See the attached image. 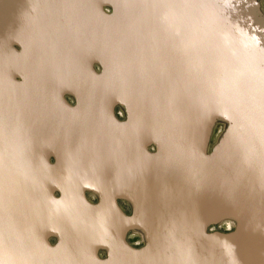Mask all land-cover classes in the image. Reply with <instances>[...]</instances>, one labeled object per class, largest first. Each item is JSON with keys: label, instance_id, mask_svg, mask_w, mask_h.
<instances>
[{"label": "water", "instance_id": "1", "mask_svg": "<svg viewBox=\"0 0 264 264\" xmlns=\"http://www.w3.org/2000/svg\"><path fill=\"white\" fill-rule=\"evenodd\" d=\"M19 2L0 0V30L13 32V39L19 33L14 28H4L8 23L4 18L19 9ZM53 3L50 10L58 13L59 20L62 15L68 25L67 36L58 34L53 55L60 72L52 81L63 114L103 111L118 129L127 126L130 118L125 123L115 118L113 108L117 103L127 107L130 117L134 111L141 112L147 106L145 112L154 104H167L168 111L149 112L156 114L152 132H146L149 136L142 143L132 142L147 160L143 174L130 177L135 162L123 153L106 155L102 167L110 170L109 177L118 183L108 195L84 182L82 170L64 172L63 161L53 151L44 153V173H28L29 178L20 175L14 180L11 192L19 205L15 206L19 215L14 216L11 210L0 212V264H264V16L259 9L253 4L245 8L246 0H232L229 4L223 0ZM105 5L113 6V15L104 13ZM70 13L75 17L65 20L63 15ZM94 14L97 40L93 38L94 28H83L84 19ZM5 37L6 41L12 40V35ZM175 41L181 44L172 46ZM159 45L181 52L179 56L187 61L183 66L190 69H183V75L170 71L151 78L154 93L134 97L123 75L124 65L132 61L134 54L137 59L142 50ZM95 62L104 64L102 73L95 72ZM145 70L144 66L141 75ZM137 82L140 84L139 80L134 84ZM201 83L207 84L206 93L200 91ZM67 93L75 94L76 106L65 100ZM220 117L227 119L230 127L219 148L208 154L211 125ZM81 128L80 124L60 125L63 138L56 137L53 143L60 144L62 139L75 144L83 141ZM191 133L196 138V158L202 160L200 168H191L189 157L180 159V177L173 184L165 173L174 167L170 159H165L166 148L171 146L178 156H187L180 146L189 147L186 135ZM153 143L158 149L150 153L148 146ZM51 154L55 157L53 164L49 161ZM222 157L234 158L236 163L243 161L247 164L243 170L251 175L242 173V184L235 187L233 198L217 205L211 199L210 203H201L203 207L191 206L187 212L178 213L193 200L190 182L207 178L202 170ZM46 180L48 183H43ZM149 188L153 192L150 199ZM86 190L99 193L98 205L87 201ZM167 194L171 200L163 206L162 198ZM118 197L133 201L134 216L121 211ZM137 201L157 205L162 202L159 210L151 212L140 211ZM106 209L115 215L113 219L101 215ZM224 216L235 218L239 229L230 235L208 234L207 226ZM138 226H144L148 233V244L142 250L133 249L125 241L126 232ZM53 236L58 238L54 246L49 242ZM102 249L108 252L106 259L98 256Z\"/></svg>", "mask_w": 264, "mask_h": 264}, {"label": "bare ground", "instance_id": "2", "mask_svg": "<svg viewBox=\"0 0 264 264\" xmlns=\"http://www.w3.org/2000/svg\"><path fill=\"white\" fill-rule=\"evenodd\" d=\"M50 3L54 4L52 0H50ZM51 38H47V35L40 38L42 41L40 48L36 45L38 39L33 44L34 47L36 45V48L38 47L39 49L38 56L42 57L35 64V70L31 69L30 64L32 61L29 62L30 64L26 60L20 61L21 64L10 61L8 65L0 64V67H2L1 72L4 75L0 83L3 84L2 87L5 86L4 90L8 93L6 95L0 93L1 102L5 103L3 112L0 115V212L11 210L14 216L18 214L16 210L18 204L12 197L11 185L20 175L27 179L29 178L28 173L36 175L44 173L46 171L44 153L50 151V146L57 149L55 150L57 159L60 158L63 161L64 172H73L77 168L82 170V173L85 174L84 182L98 186L105 195H108L109 191L114 189L116 185L118 186V183L113 182V178L109 177L111 171L102 167L108 153H123L122 156L125 155L128 159H132V162H135L133 165L134 171L130 173L131 175L129 174L130 177L143 174L147 160L143 159V155L139 154L142 151L139 150L138 152V146L133 145L132 142L142 143L144 138L152 132L154 127L153 117L156 114H148L149 112L164 114L168 111V105L163 103L154 104L155 106H151L150 109L143 112L147 108V106H144L141 112L134 111L132 113L127 126L118 129L114 127L110 115L103 111H99L98 114H89L88 112L63 114L57 98V89L55 90L56 87L52 81V78L57 77L60 72L56 60L53 58L57 50L58 38H54L55 40ZM93 38L97 40V34H94ZM179 44L181 42L175 41L171 45ZM167 51L172 52V54L167 53ZM180 54L181 52H178V50L168 49L165 45L154 46L147 51L142 50L138 54L139 58L137 59H135L134 54L132 61L129 60L124 65L126 70L123 72L124 78L127 77L126 79L132 86L134 97H147L154 93L153 85L149 83L151 78H157L158 75L161 77L170 71H175L181 75L185 74L186 72L183 69L189 70L190 66H183V63L187 61L180 57ZM184 55L186 56V53ZM80 60L82 58L78 59V61ZM17 64L19 65L17 66ZM144 66L146 70L141 75ZM16 69H22L29 76L21 85L13 84L12 74ZM193 69L195 73L198 72L196 66ZM137 80L140 81V84L139 82L134 84ZM206 86L207 84L201 83L200 91L206 93L208 89ZM2 87L0 86V89ZM11 92H14V94L11 95ZM144 97H142L143 100H145ZM134 99L137 100L136 98ZM62 124L82 125L80 133L85 135L83 141L75 144L74 142L66 143L65 139H60V144H54L56 137L60 136L63 138L59 131V126ZM146 132L149 133L146 134ZM186 137L190 144L189 147L187 149L184 145L180 147L187 152V156H184L183 153L178 156V152H172L174 148L171 146L166 148L165 159H170L173 162L174 169H169L170 171L165 173H167L166 176L168 178L171 177L173 179V184H176L177 179L180 177L178 175L181 166L179 164L180 159L189 157L190 167H196L197 170L200 168L199 161H202L200 157L196 158V145H193L196 141L194 134L191 133L189 136L186 135ZM179 140L178 143L175 141L178 145H180ZM163 145L165 146L166 144L163 143ZM130 146H133V150ZM209 163L205 170H202V175L207 176V178L190 182L191 194H189L193 197V200L191 198L190 206L187 209L185 207L184 210H179L178 213L187 212L192 207L195 209L203 207L204 204L201 205V203H210L211 199L213 204L217 205L219 202L227 201V198H233L231 194L233 191L236 192L235 187H239L242 184V173L250 174L243 170L247 164L241 160L236 163L234 158L222 157L216 164L215 161ZM148 164L150 165L151 163ZM215 165H217V170ZM43 183H48V180ZM149 189L147 194L150 199L153 192L151 188ZM228 190H230V194ZM103 193H101L102 196H104ZM170 200L171 198L167 194L164 200L162 198L163 202L160 201L158 205L150 204L147 201L141 202L142 200L140 202L137 201V203L141 206L140 209L142 211L149 209L153 212L152 209L154 211L159 210L161 204L168 206ZM177 209L174 208V211ZM101 215L107 219L115 217L108 209L104 210ZM25 253L27 255L24 258L27 260L29 259L28 252ZM45 254L46 252L42 253V258L45 257ZM86 262L88 263V260Z\"/></svg>", "mask_w": 264, "mask_h": 264}, {"label": "rangeland", "instance_id": "3", "mask_svg": "<svg viewBox=\"0 0 264 264\" xmlns=\"http://www.w3.org/2000/svg\"><path fill=\"white\" fill-rule=\"evenodd\" d=\"M229 4L230 1L232 0H223V2ZM246 6L245 8H249L250 6L255 5L261 14L264 16V0H246ZM54 2V0H52ZM19 9L17 11H13L9 13L5 18L4 21H7L4 23V28H14L13 30L16 33H19V36H17V39H13V32L12 33H6V31H1L0 30V64H7L10 62H17L20 63V61L26 60L31 62L30 66L32 70H35V64L42 58L39 55V49L38 47L36 48V45L39 46L40 48V43L42 41L40 38L46 37L51 39H56L58 38V34L62 33L65 36H67V30H68V25L64 22L62 19V15L60 16L59 20V15L56 13V11L50 10L51 7H53L50 3V0H20L19 2ZM54 8V7H53ZM244 11V8L242 9ZM103 11L107 15H113L114 14V8L112 5H105L103 6ZM75 14L70 13L69 15H63V17L69 20L73 19V16ZM75 17V16H74ZM96 16L94 14V17L85 18V23H84V29L90 30V28L94 31V34H97V20ZM60 22V25L57 23ZM96 26V27H95ZM96 29V30H95ZM8 35H12V40L6 41V37ZM51 35V36H50ZM49 36V37H48ZM6 38V39H5ZM38 39L35 47L33 44L36 42ZM54 39V40H55ZM40 40V41H39ZM43 40V39H42ZM2 41V42H1ZM31 44V45H30ZM30 45V48H29ZM32 48V49H31ZM34 48V49H33ZM37 49V50H36ZM33 50V51H32ZM56 52V51H55ZM167 53H171L167 51ZM253 54V53H251ZM34 62V63H33ZM21 64V63H20ZM259 64L261 65L262 62ZM19 64H17L18 66ZM93 68L97 74L102 73L104 69V64L100 62H95L93 65ZM2 67H0V81L3 79L4 75L1 72ZM29 78L22 69H16L13 74H12V80L14 85H21L24 83ZM2 83H0V86L2 87ZM5 86L0 89V93L2 95H6L8 93L5 92ZM9 87V86H8ZM14 92H11V95H13ZM10 96V95H8ZM65 100L69 103L70 106H76L77 104V98L75 94L73 93H67L64 95ZM8 99H10L8 97ZM3 101L1 102L0 99V115L3 112L4 108ZM113 114L115 118L121 122L125 123L129 120L130 113L128 112L127 107L122 104V103H117L115 104L113 108ZM229 121L225 118H217L214 120V122L211 125V131L208 137V143H207V153L212 154L214 153L220 146V144L223 141V138H225V134L229 130ZM158 147L156 144H151L148 146V150L150 153H155L157 151ZM50 151L55 152V156L57 158V150L56 148H51L50 146ZM50 163H55V157L53 154L50 155L49 158ZM97 182V181H95ZM55 196L59 197L60 193L58 191L55 192ZM85 198L90 204L93 205H98L101 201V197L98 192L92 191V190H86L85 191ZM117 205L121 209V211L126 215V216H134L136 213V206L134 205L133 201L128 198V197H118L117 200ZM142 211V210H140ZM239 229V223L235 218H231L228 216H224L221 219H219L216 222H213L209 224L206 228V231L208 234H214V233H220L223 235H230L235 233ZM125 241L127 245L132 247L135 250H142L144 249L147 244H148V233L147 230L145 229L144 226H138V227H133L129 229L126 232L125 235ZM49 242L51 245H56L58 243V238L57 237H51L49 239ZM100 259H106L108 257V252L106 249H102L99 251Z\"/></svg>", "mask_w": 264, "mask_h": 264}, {"label": "snow or ice", "instance_id": "4", "mask_svg": "<svg viewBox=\"0 0 264 264\" xmlns=\"http://www.w3.org/2000/svg\"><path fill=\"white\" fill-rule=\"evenodd\" d=\"M254 39V38H253Z\"/></svg>", "mask_w": 264, "mask_h": 264}]
</instances>
